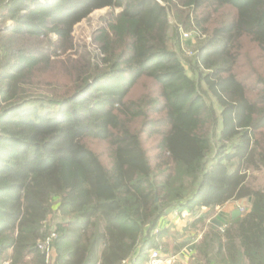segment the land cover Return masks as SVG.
<instances>
[{
  "label": "trees",
  "instance_id": "trees-1",
  "mask_svg": "<svg viewBox=\"0 0 264 264\" xmlns=\"http://www.w3.org/2000/svg\"><path fill=\"white\" fill-rule=\"evenodd\" d=\"M102 8L95 47L58 59ZM0 18V264H145L187 245L160 227L174 212L207 225L195 264H264V0H0ZM175 19L203 36L184 62Z\"/></svg>",
  "mask_w": 264,
  "mask_h": 264
},
{
  "label": "rangeland",
  "instance_id": "rangeland-1",
  "mask_svg": "<svg viewBox=\"0 0 264 264\" xmlns=\"http://www.w3.org/2000/svg\"><path fill=\"white\" fill-rule=\"evenodd\" d=\"M109 10H110L109 8H102L95 10L86 19L77 23L73 27V32H72L73 41L76 44V47H74V49L72 50H67L66 52H60L56 57L58 59H64L66 58L65 55L67 53H69L72 57H75L76 53L83 52L84 50L87 49L88 50L93 49L95 46L92 42V34L99 26L103 24L105 15ZM117 10L118 9H116L115 11ZM0 20H1L0 22L3 23L1 18ZM172 21H173V25L177 26V30L175 37L172 38L173 43L171 42V47L178 52L179 56L182 58V61L184 62L186 59H190L193 56L195 49L199 44L198 41L203 36L202 37L199 36V38H197L195 36L194 30L184 28L182 24H180L176 19ZM55 39L56 37L54 35H49V42L48 44L46 42V45L50 46L55 41ZM147 145H151V141H149ZM89 146L94 151H96L102 159L106 160L107 158L106 149H105V145L102 142L92 141L90 142ZM248 182H250V184L255 188L264 187V171L262 170V171L250 173L248 177ZM238 204L239 205L236 208L242 209L243 212L246 209V207L249 205V200L247 199L242 200ZM173 216H174L173 219H170L172 221H168V222L166 221L164 225L175 233L176 238L177 237L180 238L179 234L177 233V223H176L178 216L176 214ZM182 218L188 220V222H190L192 219V218L190 219V215L188 212H183ZM205 224H199L198 226L194 228H189L187 230L202 231L207 228V225ZM179 228L180 227H178V229Z\"/></svg>",
  "mask_w": 264,
  "mask_h": 264
},
{
  "label": "crops",
  "instance_id": "crops-1",
  "mask_svg": "<svg viewBox=\"0 0 264 264\" xmlns=\"http://www.w3.org/2000/svg\"><path fill=\"white\" fill-rule=\"evenodd\" d=\"M245 200V199H244ZM240 201H231L228 203H225L221 206L214 207V211L212 212V216L210 217V220H216L218 219L219 222L227 223L229 220L232 219V212L236 210L238 203ZM202 211H207V209H202ZM183 213V212H182ZM177 215V233L179 234L180 238L177 237V243L182 242L184 240H188L187 245L182 247L177 252H169L166 254V257L163 258L162 264H195L197 258H196V250H195V244L200 238L202 231H192L187 230L189 229V224L192 222L193 218L190 216L191 221L188 222V220H185L182 218V214H178V212L170 213L167 216L163 217L160 221V227H167L164 225V223L167 221H172L170 219H173V215ZM208 222V221H206ZM175 223V224H176ZM198 226V225H197ZM178 227H180L178 229ZM187 228V229H186ZM201 264V262H199Z\"/></svg>",
  "mask_w": 264,
  "mask_h": 264
},
{
  "label": "built area",
  "instance_id": "built-area-1",
  "mask_svg": "<svg viewBox=\"0 0 264 264\" xmlns=\"http://www.w3.org/2000/svg\"><path fill=\"white\" fill-rule=\"evenodd\" d=\"M240 212H242V209L237 208ZM48 244V242H46ZM166 255L162 254L158 249H150L148 260L145 264H162L163 258H165Z\"/></svg>",
  "mask_w": 264,
  "mask_h": 264
},
{
  "label": "water",
  "instance_id": "water-1",
  "mask_svg": "<svg viewBox=\"0 0 264 264\" xmlns=\"http://www.w3.org/2000/svg\"><path fill=\"white\" fill-rule=\"evenodd\" d=\"M240 214V211L238 209L234 210L232 212V218H235L236 216H238ZM212 222L216 223V224H219L220 225V222L217 221V220H212Z\"/></svg>",
  "mask_w": 264,
  "mask_h": 264
}]
</instances>
